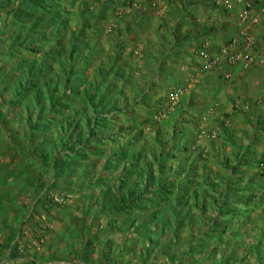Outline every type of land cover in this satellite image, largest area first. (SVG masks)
<instances>
[{"label":"rangeland","instance_id":"rangeland-1","mask_svg":"<svg viewBox=\"0 0 264 264\" xmlns=\"http://www.w3.org/2000/svg\"><path fill=\"white\" fill-rule=\"evenodd\" d=\"M104 1L0 0V264H161L162 244H177L165 256L182 259L233 242L218 233L252 209L255 194L222 170L225 159L195 176L193 159L208 162L199 144L144 141L155 130L141 117L153 128L168 121L163 131L185 142L191 116L180 98L141 101L140 71L121 68L123 37L99 16ZM199 128L211 139L222 131ZM198 251L194 260L210 255Z\"/></svg>","mask_w":264,"mask_h":264},{"label":"crops","instance_id":"crops-1","mask_svg":"<svg viewBox=\"0 0 264 264\" xmlns=\"http://www.w3.org/2000/svg\"><path fill=\"white\" fill-rule=\"evenodd\" d=\"M122 1L105 0L99 14L106 25L111 24L112 35L123 37L121 68L127 74L139 69L138 88L144 92L141 101L146 105L163 107L176 90L182 89L178 105L191 116L188 123L193 125L192 141L187 134L184 142L181 134L170 136L163 131L168 121L153 128L151 118L141 117V123L155 130L142 133L144 141L163 146L164 140H174L171 145L177 151H190V145L194 148L199 144L208 162L197 164L198 159H193V175L207 176L219 169L215 163L225 159L222 170L238 172L232 181L240 186L244 182L249 188L245 190L256 197L254 200L252 196L246 222L235 230L218 233L233 234V242H214L209 247L199 244L197 248H188L189 253L182 259H172L174 253L165 256L175 251L177 244H162L161 264H220L226 260L234 264L244 259V263L264 264V66L256 61L248 65L222 63L207 74L198 73L205 62L203 54H212L232 39L241 41L239 30L249 24V20H242L246 0H143L132 6H125ZM248 13L258 20L249 28L255 41V58L264 56V14L257 5ZM198 126L222 131L218 138L211 139L207 132L198 131ZM211 181L210 186L216 182ZM217 218L218 215L213 219ZM162 229L161 234H165ZM197 249L210 252L204 262L191 257L190 251ZM217 250L222 251L218 256ZM124 264L137 263L131 260Z\"/></svg>","mask_w":264,"mask_h":264},{"label":"built area","instance_id":"built-area-1","mask_svg":"<svg viewBox=\"0 0 264 264\" xmlns=\"http://www.w3.org/2000/svg\"><path fill=\"white\" fill-rule=\"evenodd\" d=\"M143 1V0H137ZM258 6L259 12L264 14V0H246L245 3V13L242 17L244 22L249 20V24L244 25L243 28L239 30V37L241 41H237L236 39H232L228 43L224 44L222 47L217 49L212 54H203L205 57V62L198 69V73L200 75L207 74L214 70L217 66L222 63L228 65H248L253 63L254 61L258 62V64L264 66V56H256L255 58V41L253 36L251 35L249 28L251 24H255L258 20L256 17H250L248 12H250L254 6ZM228 6V4H227ZM228 78L225 74L224 79ZM183 93L182 89H178L173 93L171 101L172 104L176 103L179 96ZM215 135H211L214 137ZM50 200L56 202L58 200V195L49 196Z\"/></svg>","mask_w":264,"mask_h":264},{"label":"trees","instance_id":"trees-1","mask_svg":"<svg viewBox=\"0 0 264 264\" xmlns=\"http://www.w3.org/2000/svg\"><path fill=\"white\" fill-rule=\"evenodd\" d=\"M124 3V2H123ZM128 108L129 107H127V109H124V110H128ZM120 111V110H119ZM104 120L105 121H107V123H108V119H107V117H105L104 118ZM93 124L95 125V126H97V125H99V123H96V120H95V118L93 119ZM93 127V126H92ZM90 128L91 130L93 129V128ZM87 141V140H86ZM100 141V140H99ZM86 142H83V144H85ZM96 147V146H95ZM95 151V150H94ZM200 153V152H199ZM119 154H117L116 152H113V157H116V158H119ZM201 156H203L202 154H201ZM162 163H163V160H161L160 161V166H162ZM145 168V167H144ZM144 168H142V169H140L141 171H140V173H139V175H137V177H139V179H141V176H143V177H145V175L147 174V173H149L146 169H144ZM161 168V167H160ZM151 169V168H150ZM151 180V179H150ZM152 183H153V185L155 184L157 187H159L158 186V183H156V182H154V179H152ZM147 185V184H146ZM132 186L134 187V188H139L140 186H139V183H138V181H133L132 182ZM134 189H133V191L132 190H130V195H133L134 193ZM132 203H133V200H132ZM131 203V204H132ZM213 220H215V219H213ZM162 228H163V226H162Z\"/></svg>","mask_w":264,"mask_h":264}]
</instances>
